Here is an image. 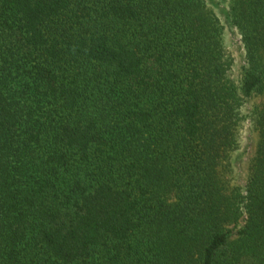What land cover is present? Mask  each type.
<instances>
[{
  "label": "trees",
  "instance_id": "trees-1",
  "mask_svg": "<svg viewBox=\"0 0 264 264\" xmlns=\"http://www.w3.org/2000/svg\"><path fill=\"white\" fill-rule=\"evenodd\" d=\"M230 8L264 96V0ZM230 64L203 0H0V264H264V102L220 181Z\"/></svg>",
  "mask_w": 264,
  "mask_h": 264
},
{
  "label": "rangeland",
  "instance_id": "rangeland-1",
  "mask_svg": "<svg viewBox=\"0 0 264 264\" xmlns=\"http://www.w3.org/2000/svg\"><path fill=\"white\" fill-rule=\"evenodd\" d=\"M217 15L222 25V40L226 53L231 59L228 77L236 88V95L240 99L238 108L239 124L236 128V145L229 152L223 164V172L220 177L221 184L226 192L239 191L245 195V187L248 176V169L254 158L258 134L254 128L255 110L263 104V94L254 93L249 98L240 94L241 79L245 65V51L242 39L237 27L232 21L231 0H203ZM244 215L239 219L237 226L230 227L234 232L242 225ZM231 226V225H230ZM235 236V234L233 235ZM240 264H255L253 259H243Z\"/></svg>",
  "mask_w": 264,
  "mask_h": 264
}]
</instances>
